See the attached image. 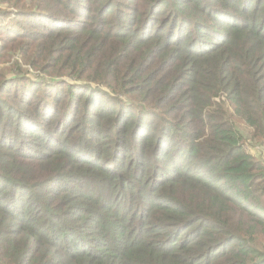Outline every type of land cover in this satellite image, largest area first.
<instances>
[{"label":"trees","instance_id":"trees-1","mask_svg":"<svg viewBox=\"0 0 264 264\" xmlns=\"http://www.w3.org/2000/svg\"><path fill=\"white\" fill-rule=\"evenodd\" d=\"M0 3V264H264V0Z\"/></svg>","mask_w":264,"mask_h":264},{"label":"rangeland","instance_id":"rangeland-1","mask_svg":"<svg viewBox=\"0 0 264 264\" xmlns=\"http://www.w3.org/2000/svg\"><path fill=\"white\" fill-rule=\"evenodd\" d=\"M0 9H6V10H8V11H12V10H13V8H12L11 6L7 5L6 3H0ZM6 24H7V22H4V23H2V26H5ZM163 24H164V23H163ZM7 66H8L7 63L0 64V69H1V68H4V67H7ZM29 73H30V75H32V76H36V73H35V72L29 71ZM216 101H218V100H216ZM238 127L240 128V130H241L243 133H246V131L242 128V125H241V124H239ZM244 145H245V149H246V151H247L250 155H252V156H256L257 159H259V160H261V161L264 162V154L261 155V150H260L261 148H260V147H257V146L255 147V146H253L252 144L249 145V144H247V143H245ZM258 157H259V158H258ZM262 159H263V160H262Z\"/></svg>","mask_w":264,"mask_h":264}]
</instances>
